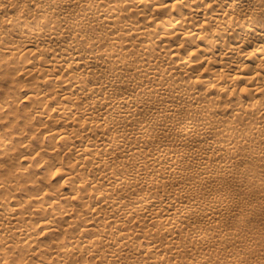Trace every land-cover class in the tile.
Returning a JSON list of instances; mask_svg holds the SVG:
<instances>
[{
    "label": "bare ground",
    "instance_id": "1",
    "mask_svg": "<svg viewBox=\"0 0 264 264\" xmlns=\"http://www.w3.org/2000/svg\"><path fill=\"white\" fill-rule=\"evenodd\" d=\"M260 17L257 0H0V264H247Z\"/></svg>",
    "mask_w": 264,
    "mask_h": 264
},
{
    "label": "rangeland",
    "instance_id": "2",
    "mask_svg": "<svg viewBox=\"0 0 264 264\" xmlns=\"http://www.w3.org/2000/svg\"><path fill=\"white\" fill-rule=\"evenodd\" d=\"M261 4V19L264 20V0H257ZM246 204L245 203H240L236 202V205L238 207H242ZM255 209V212L253 215H251L248 218V226L253 227V234L254 235H259L262 237L264 240V228L262 227V223L264 222V210L261 212H257V204L255 201L251 200L249 202V205Z\"/></svg>",
    "mask_w": 264,
    "mask_h": 264
},
{
    "label": "clouds",
    "instance_id": "3",
    "mask_svg": "<svg viewBox=\"0 0 264 264\" xmlns=\"http://www.w3.org/2000/svg\"><path fill=\"white\" fill-rule=\"evenodd\" d=\"M257 243L254 244V247L251 249L252 253L248 258H247V264H264V259L261 258L264 253H261V255H255L254 253L259 252L260 248L264 245H261L259 243V238H257ZM245 256L240 257V261L245 260ZM240 261H238V264H240Z\"/></svg>",
    "mask_w": 264,
    "mask_h": 264
}]
</instances>
